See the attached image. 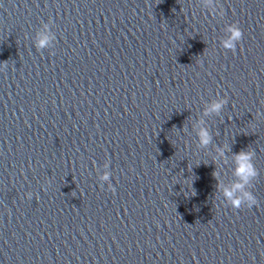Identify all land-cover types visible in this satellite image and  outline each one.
Listing matches in <instances>:
<instances>
[{
  "label": "clouds",
  "instance_id": "9594fccd",
  "mask_svg": "<svg viewBox=\"0 0 264 264\" xmlns=\"http://www.w3.org/2000/svg\"><path fill=\"white\" fill-rule=\"evenodd\" d=\"M208 4L212 3V0H206ZM44 31L38 34L39 38L36 42L38 49H43L49 46L52 40V35L50 34L49 25L44 24ZM227 38L222 40L221 47L225 50H230L233 53L236 51L237 44L243 38V30L239 27L237 23L228 24L226 26ZM3 67H7L6 61L2 62ZM228 104L227 97L218 98L211 101L203 109V115H219L225 106ZM204 125V121L200 120L198 122V131L196 132V137L198 141V146L201 148H207L212 143V134L209 129ZM217 153L220 157L225 155L224 149L222 147L217 148ZM255 152L250 150H241L240 152L233 154V169L232 175L235 180L230 186L221 185L219 180L217 181L218 190H222L225 204L231 206L233 209H241L242 207H247L251 209L253 206L257 205L258 201L253 192L250 190L252 182L259 176V170L256 168L254 161ZM107 167V165H106ZM213 177H218L217 172L212 173ZM111 173L105 172L100 179L104 182H109ZM109 191L115 192V188L111 183H108ZM28 199L32 198V194H27Z\"/></svg>",
  "mask_w": 264,
  "mask_h": 264
}]
</instances>
